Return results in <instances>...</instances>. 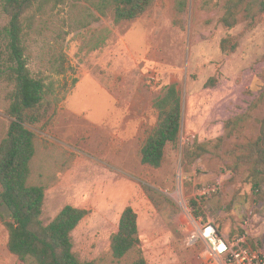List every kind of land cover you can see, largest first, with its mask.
I'll list each match as a JSON object with an SVG mask.
<instances>
[{
	"label": "rangeland",
	"instance_id": "374dc122",
	"mask_svg": "<svg viewBox=\"0 0 264 264\" xmlns=\"http://www.w3.org/2000/svg\"><path fill=\"white\" fill-rule=\"evenodd\" d=\"M224 4L153 0L140 17L118 25L84 0H51L29 14L28 69L52 83L59 98L46 122L29 127L36 135L30 182L45 187V225L66 205L88 211L71 234L80 261L112 264L105 254L126 206L137 215L147 264H210L204 242L187 244L189 233L211 225L221 239L234 240L248 211L253 228H260L248 245H264V193L253 195L242 165L233 172L231 155L258 135L264 118V20L251 29L239 18L225 29L219 22ZM6 23L0 13V68ZM227 37L237 42L231 54L220 50ZM169 85L181 101L179 140L152 169L141 164L139 152L156 124L153 101ZM10 89L0 81V141L11 121ZM215 180L220 191L195 196ZM0 217H9L1 200ZM6 242L0 222V264H24Z\"/></svg>",
	"mask_w": 264,
	"mask_h": 264
},
{
	"label": "trees",
	"instance_id": "16d2710c",
	"mask_svg": "<svg viewBox=\"0 0 264 264\" xmlns=\"http://www.w3.org/2000/svg\"><path fill=\"white\" fill-rule=\"evenodd\" d=\"M84 1L99 17H111L118 25L140 17L153 0ZM223 1L225 4L219 22L225 29H233L239 18L251 29L261 19L264 20V0ZM50 3L51 0H0V13L7 20L4 26L5 60L0 68V81L11 87L7 96V115L11 121L0 141V200L9 217H0V222L7 232V252L24 264H101L102 258L80 261L72 249L71 234L88 211L66 205L45 225L40 218L45 187L30 182L36 135L29 127L46 122L54 114L59 98L52 83L32 76L24 41L33 20L29 14L40 13ZM219 45L221 52L227 54L237 48L233 37L222 39ZM210 83L211 80L207 85ZM152 105L157 114L156 124L139 154L142 165L157 169L162 164L166 147L175 146L179 140L182 110L176 86H166ZM240 120L241 116H238L225 126L230 128ZM231 155L237 163L233 172H238V164L242 165L250 191L256 197L263 194L264 118L260 121L258 135ZM191 204L196 206L195 202ZM105 255L112 264H120L127 258H130L128 264H147L141 248L137 215L130 206L121 212L117 230L109 238Z\"/></svg>",
	"mask_w": 264,
	"mask_h": 264
},
{
	"label": "built area",
	"instance_id": "2783aa9c",
	"mask_svg": "<svg viewBox=\"0 0 264 264\" xmlns=\"http://www.w3.org/2000/svg\"><path fill=\"white\" fill-rule=\"evenodd\" d=\"M188 140V139H187ZM221 187L220 180H215L208 186H201L195 191L197 198H207L216 194ZM263 188V187H262ZM264 189V188H263ZM258 192V190H256ZM253 214L244 213L242 233L232 242L221 239L211 225L193 229L187 237V244L194 246L197 242H204L206 251L210 254V264H264V245L252 249L248 245ZM204 264H209L205 263Z\"/></svg>",
	"mask_w": 264,
	"mask_h": 264
},
{
	"label": "crops",
	"instance_id": "0c3cea01",
	"mask_svg": "<svg viewBox=\"0 0 264 264\" xmlns=\"http://www.w3.org/2000/svg\"><path fill=\"white\" fill-rule=\"evenodd\" d=\"M253 226H254V217H252V225H251V229H250V237L248 239V242H249V240L251 238L256 237V235L259 233L258 230H260V228L258 230H255V228H253ZM2 264H10V262L9 261H5Z\"/></svg>",
	"mask_w": 264,
	"mask_h": 264
}]
</instances>
